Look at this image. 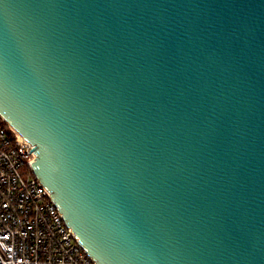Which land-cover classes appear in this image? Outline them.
Instances as JSON below:
<instances>
[{
  "label": "water",
  "instance_id": "1",
  "mask_svg": "<svg viewBox=\"0 0 264 264\" xmlns=\"http://www.w3.org/2000/svg\"><path fill=\"white\" fill-rule=\"evenodd\" d=\"M0 115L98 264H264V0H0Z\"/></svg>",
  "mask_w": 264,
  "mask_h": 264
},
{
  "label": "built area",
  "instance_id": "2",
  "mask_svg": "<svg viewBox=\"0 0 264 264\" xmlns=\"http://www.w3.org/2000/svg\"><path fill=\"white\" fill-rule=\"evenodd\" d=\"M32 147L0 115V264H98L34 174Z\"/></svg>",
  "mask_w": 264,
  "mask_h": 264
},
{
  "label": "trees",
  "instance_id": "3",
  "mask_svg": "<svg viewBox=\"0 0 264 264\" xmlns=\"http://www.w3.org/2000/svg\"><path fill=\"white\" fill-rule=\"evenodd\" d=\"M10 133H12V131L10 130Z\"/></svg>",
  "mask_w": 264,
  "mask_h": 264
}]
</instances>
